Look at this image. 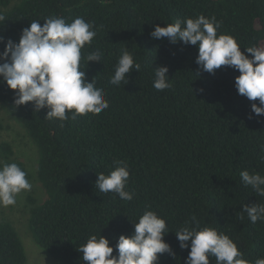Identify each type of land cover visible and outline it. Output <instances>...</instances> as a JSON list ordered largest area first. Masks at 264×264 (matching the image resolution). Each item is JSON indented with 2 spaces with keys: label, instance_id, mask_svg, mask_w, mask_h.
Wrapping results in <instances>:
<instances>
[{
  "label": "trees",
  "instance_id": "1",
  "mask_svg": "<svg viewBox=\"0 0 264 264\" xmlns=\"http://www.w3.org/2000/svg\"><path fill=\"white\" fill-rule=\"evenodd\" d=\"M11 1L0 0V35L18 41L33 20L43 25L52 15L67 23L83 17L98 33L82 55L97 48L104 53L101 63L82 65L87 79L95 77L105 90L109 108L69 119L63 128L45 118L46 108L35 112L31 102L17 108L13 90L0 83V102L39 151L37 173L47 196L39 203L30 199L29 229L37 244L63 264H84L78 249L90 235L115 244L133 233L151 206L168 222L165 240L176 254L161 255L158 264H184L190 248H180L175 231L192 214L202 226L229 235L246 259L264 257V222L253 224L246 213L240 219L242 205L264 203L240 180L243 170L264 175V117L249 119L252 102L235 88L238 71L222 66L215 74L204 72L196 63L197 46L150 35L156 24L203 14L222 21L218 35H233L242 51L264 47V0H21L4 9ZM125 48L141 71L113 86L108 81ZM159 66L169 68L170 89L153 87ZM117 160L129 166L125 190L134 193L132 201L95 189L98 173L108 174ZM0 161L27 171L9 141L0 142ZM0 264H28L23 240L7 219L0 220Z\"/></svg>",
  "mask_w": 264,
  "mask_h": 264
},
{
  "label": "clouds",
  "instance_id": "2",
  "mask_svg": "<svg viewBox=\"0 0 264 264\" xmlns=\"http://www.w3.org/2000/svg\"><path fill=\"white\" fill-rule=\"evenodd\" d=\"M0 14V21L4 20ZM33 20L24 28L18 41L0 35V83H6L15 93L13 103L18 108L30 102L35 110L48 109L46 119L59 120L63 128L69 119L79 115L100 114L109 108L106 92L98 88L95 77L89 81L82 61L100 62L103 51L99 48L82 55L85 45L91 46L98 29L94 22L76 17L67 23L63 16L52 15ZM222 21L215 16L200 14L196 18H177L166 26L156 24L150 33L156 40L167 39L172 44L182 42L198 48L196 63L207 73L231 67L240 74L235 77V88L239 95L251 103L249 119L264 117V47H243L236 37L218 30ZM134 54L127 48L121 51L114 74L108 83L119 86L128 84L132 71H141ZM167 66L154 67L153 87L164 91L172 87L167 75ZM203 91V89H201ZM258 101V103H257ZM69 113L71 115L69 116ZM260 159L264 160V148ZM28 173L15 162L0 161V207L14 206L17 197L31 191ZM130 169L125 161H115L108 174L98 173L95 189L101 193H114L122 201H132L134 193L126 191ZM245 187H251L257 197H264V175L248 170L240 172ZM148 206L134 223L131 235H120L115 244L104 235L92 234L79 247L84 264H158L161 255L175 257L165 237L170 233L168 222ZM247 214L251 223L264 222V203L242 205L240 219ZM181 249H189L184 264H264V257L255 261L245 258L237 243L223 231L210 225H201L196 214H192L175 231ZM114 251L116 254H114Z\"/></svg>",
  "mask_w": 264,
  "mask_h": 264
},
{
  "label": "rangeland",
  "instance_id": "3",
  "mask_svg": "<svg viewBox=\"0 0 264 264\" xmlns=\"http://www.w3.org/2000/svg\"><path fill=\"white\" fill-rule=\"evenodd\" d=\"M20 2L21 0H12L10 6L4 9H11ZM2 141H9L13 146L15 158L24 163L32 189L22 192L14 206L0 207V220L7 219L15 225L23 240L28 264H63L37 244L29 229L33 206L30 199L34 198L39 203L47 196L37 173L39 151L25 127L0 102V142Z\"/></svg>",
  "mask_w": 264,
  "mask_h": 264
}]
</instances>
